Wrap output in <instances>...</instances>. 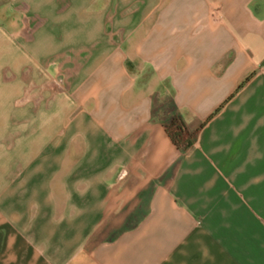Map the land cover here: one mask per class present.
<instances>
[{
  "label": "crops",
  "instance_id": "0c3cea01",
  "mask_svg": "<svg viewBox=\"0 0 264 264\" xmlns=\"http://www.w3.org/2000/svg\"><path fill=\"white\" fill-rule=\"evenodd\" d=\"M0 264H264V0H4Z\"/></svg>",
  "mask_w": 264,
  "mask_h": 264
},
{
  "label": "trees",
  "instance_id": "16d2710c",
  "mask_svg": "<svg viewBox=\"0 0 264 264\" xmlns=\"http://www.w3.org/2000/svg\"><path fill=\"white\" fill-rule=\"evenodd\" d=\"M253 74L254 73H251L246 76L239 84L236 91L242 88L252 78ZM230 98H228V100ZM223 106L224 104L220 106L216 112H218ZM203 125L204 124H202L199 128L191 131L188 129V127L181 118L176 117L173 118L169 123L165 124L164 129L167 136L175 145V147L181 152H186L193 146L195 138L200 129L203 127Z\"/></svg>",
  "mask_w": 264,
  "mask_h": 264
},
{
  "label": "rangeland",
  "instance_id": "374dc122",
  "mask_svg": "<svg viewBox=\"0 0 264 264\" xmlns=\"http://www.w3.org/2000/svg\"><path fill=\"white\" fill-rule=\"evenodd\" d=\"M3 4H4V0H0V5L3 6ZM14 16H15V15H14V12L8 10V17L13 19ZM9 29H11V30H15V27H13V28H9Z\"/></svg>",
  "mask_w": 264,
  "mask_h": 264
},
{
  "label": "built area",
  "instance_id": "2783aa9c",
  "mask_svg": "<svg viewBox=\"0 0 264 264\" xmlns=\"http://www.w3.org/2000/svg\"><path fill=\"white\" fill-rule=\"evenodd\" d=\"M57 82H58L59 84H61V83L63 82V79H62V78H58Z\"/></svg>",
  "mask_w": 264,
  "mask_h": 264
}]
</instances>
